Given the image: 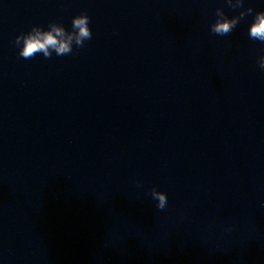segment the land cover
Wrapping results in <instances>:
<instances>
[{"label":"water","instance_id":"water-1","mask_svg":"<svg viewBox=\"0 0 264 264\" xmlns=\"http://www.w3.org/2000/svg\"><path fill=\"white\" fill-rule=\"evenodd\" d=\"M218 8L0 0V264H264V43ZM82 12L83 47L18 55Z\"/></svg>","mask_w":264,"mask_h":264},{"label":"clouds","instance_id":"clouds-1","mask_svg":"<svg viewBox=\"0 0 264 264\" xmlns=\"http://www.w3.org/2000/svg\"><path fill=\"white\" fill-rule=\"evenodd\" d=\"M233 9H241L238 15L228 16L221 9L216 10V19L210 25V30L219 35H226L237 26L239 21L247 15L252 19L248 25V36L252 40L264 43V9L254 11L252 7L244 8L245 0H228ZM90 17L86 12L75 15L71 19V28H66L58 21L49 22L47 27L34 24L28 31H21L14 38L18 55L25 59L42 54L44 58H51L53 54L63 56L70 54L75 48L84 46L85 41L92 38L89 26ZM260 69H264V53L257 60ZM152 198L159 209H164L168 202L167 193L152 189Z\"/></svg>","mask_w":264,"mask_h":264}]
</instances>
